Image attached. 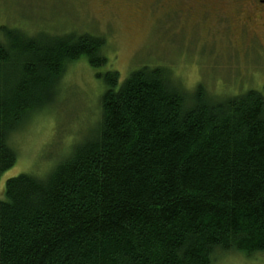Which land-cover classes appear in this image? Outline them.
I'll list each match as a JSON object with an SVG mask.
<instances>
[{"label": "trees", "instance_id": "1", "mask_svg": "<svg viewBox=\"0 0 264 264\" xmlns=\"http://www.w3.org/2000/svg\"><path fill=\"white\" fill-rule=\"evenodd\" d=\"M104 37L0 25V180L11 138L55 104L67 66L107 64ZM106 84L93 133L44 175L6 181L0 264H212L264 254V94L192 96L160 66ZM217 98V99H216Z\"/></svg>", "mask_w": 264, "mask_h": 264}, {"label": "rangeland", "instance_id": "2", "mask_svg": "<svg viewBox=\"0 0 264 264\" xmlns=\"http://www.w3.org/2000/svg\"><path fill=\"white\" fill-rule=\"evenodd\" d=\"M189 0H0V25L33 35L89 33L104 37L107 64L95 68L84 56L67 66L55 104L11 138L16 164L0 180L22 173L44 175L72 146L97 127L106 84L97 76L114 70L122 83L144 66H160L188 97L203 87L208 97L226 98L248 89L264 94V28L257 37L221 31L210 15L194 16ZM216 5V4H214ZM219 5V4H218ZM227 12L233 14L232 4ZM193 8V7H192ZM232 25V23L230 24ZM217 99V98H216ZM68 153V154H67ZM212 264H264L252 257L218 253Z\"/></svg>", "mask_w": 264, "mask_h": 264}, {"label": "flooded vegetation", "instance_id": "3", "mask_svg": "<svg viewBox=\"0 0 264 264\" xmlns=\"http://www.w3.org/2000/svg\"><path fill=\"white\" fill-rule=\"evenodd\" d=\"M191 10L194 16L198 14L210 15V11L217 7L214 23L222 28L221 31L229 33L231 29L234 32L242 33L241 36L252 35L257 37L259 29L264 28V0H189ZM216 4V5H214ZM219 4V5H218ZM227 4H232L233 14H229L230 8ZM232 23V25H230Z\"/></svg>", "mask_w": 264, "mask_h": 264}]
</instances>
